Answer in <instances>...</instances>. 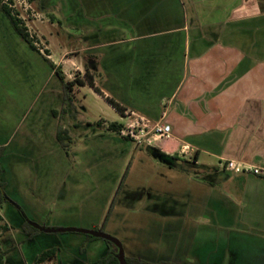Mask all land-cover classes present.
Wrapping results in <instances>:
<instances>
[{
	"label": "rangeland",
	"instance_id": "rangeland-1",
	"mask_svg": "<svg viewBox=\"0 0 264 264\" xmlns=\"http://www.w3.org/2000/svg\"><path fill=\"white\" fill-rule=\"evenodd\" d=\"M175 2L139 0L135 8L145 15L152 11L155 22L147 30L151 36L137 40L141 34L127 22L136 17L133 0H12L13 13L41 53L0 12V147L8 145L2 160L6 191L29 217L33 209L52 222L43 227L93 230L108 218L104 232L122 242L127 256L150 263L264 264V225L230 226L233 218L219 202L211 204L215 218H204L207 208H201V199L211 190L199 184L202 178L187 159L160 156L175 141L137 146L120 136L109 126L130 121H121L92 88L78 83L89 82L90 74L99 89L136 109L124 117L134 111L150 120L168 109L160 100L168 99L170 81L155 82L152 68L168 62L175 66L182 59V50L164 48L170 35L161 14L181 11ZM47 58L75 85L71 102ZM146 107L151 111L140 112ZM60 131L67 132V147L57 141ZM217 189L214 198L228 195ZM4 209L11 223L22 220L13 204ZM34 219L28 220L37 223ZM3 226L0 217V232L6 234ZM40 234L33 242L0 234V243L13 247L7 261L25 264V253L40 255L52 248L59 252L43 264H90L106 255L102 239L80 232Z\"/></svg>",
	"mask_w": 264,
	"mask_h": 264
},
{
	"label": "crops",
	"instance_id": "crops-1",
	"mask_svg": "<svg viewBox=\"0 0 264 264\" xmlns=\"http://www.w3.org/2000/svg\"><path fill=\"white\" fill-rule=\"evenodd\" d=\"M138 1L133 0L134 8L138 6ZM175 1L176 7L182 6L181 11L178 9L173 13L164 10L161 14L165 18V34L170 35V41L164 48L182 50V59L175 66L168 62L163 66L154 64L152 68L155 82L170 81L168 99L161 97L160 100V105L168 109L150 119L155 122L163 119L172 128L173 137L168 140H174L175 145L172 147L168 143L161 151L180 162L187 159L185 162L192 165L191 169L202 178L199 184L211 190L210 196L207 193L202 195L201 208H207L204 218H215L211 204L219 202L220 208L226 209L233 218L230 226H262L264 179L227 172L221 164L225 160H236L264 167V0ZM151 12L145 15L135 8L136 17L127 21L131 30L141 34L137 40L151 36H146L152 33L147 30L155 22L154 13ZM122 16L120 10L115 17L119 19ZM95 93L121 116V121L126 120L107 102L106 98L111 96L104 91V96ZM112 99L125 111L136 110ZM144 110L146 113L151 111L146 107L140 112ZM1 147H6L3 160L8 153V145ZM4 176L3 170L1 180L6 185L7 193L8 183L3 181ZM215 188H221L220 191L228 195L214 198ZM8 196L23 213L19 210L22 220L16 219L15 223H11L4 211V206L9 202H1L0 199V217L7 227L5 230L3 226L6 234L9 233L13 240L18 237L30 242L39 239L41 231L28 233L25 230L26 220L35 218L33 221L40 226L52 222L41 216L42 212L36 214L33 209L30 213L32 217H29ZM34 201L30 202L32 206L37 204ZM209 207L211 213L208 212ZM0 234H3L2 238L6 235ZM105 245L106 254L109 248ZM11 246L10 242H1L2 250L9 251L4 258L7 264L15 262L12 258L10 263L7 261L13 249ZM38 256L25 253L24 257L29 259L25 264L34 263Z\"/></svg>",
	"mask_w": 264,
	"mask_h": 264
},
{
	"label": "trees",
	"instance_id": "trees-1",
	"mask_svg": "<svg viewBox=\"0 0 264 264\" xmlns=\"http://www.w3.org/2000/svg\"><path fill=\"white\" fill-rule=\"evenodd\" d=\"M10 3H12V0H0V12L4 13L10 19L11 24L13 25L15 31L29 45V47L33 51L41 53V51H39V49L35 45V42L33 41V37L30 34L28 28L25 26L23 20L18 18V16H16L13 13L12 6H10L11 5ZM48 56H50V55H48ZM47 61L50 63V65L53 68L55 74L59 77L60 81L63 84L66 102H71L72 99L70 97V93L73 90L72 86L74 87L75 85L73 83H71V82L67 83L65 81L64 75L59 70V67H57L49 58H47ZM89 77H90L89 82L86 83V82H82V81L78 80L79 81L78 83H80L81 86L89 85L91 88H93L95 90V92H97L98 94L104 96L102 91L95 85L94 79H93L92 76H90V74H89ZM106 100L119 113H121L122 115L124 114L125 110L122 107H120L112 98L107 97ZM121 128H122V126L118 125L116 123L111 124L109 126V129L112 130V131H119ZM66 133H67L66 131L65 132L60 131L57 134L58 142L64 147H67V145L65 143V140H67V138L64 137V135H63V134H66ZM5 151H6V147H0V199H1V202L4 201V202H9V203L13 204L14 206H16L22 212L21 208H19V206L17 204H15L9 198L7 193L5 192L6 185L1 180L2 175H3V170H2V167H1V160H2V158L4 156V154H5ZM160 156L164 157L166 159H170V157H168L165 153H162ZM258 177L264 179V177H262V176H258ZM107 220H108V218H107ZM107 220H106V222H107ZM106 222L104 223V225L102 227L103 231H104V228L106 227ZM24 226H25V230L28 233L29 232H35V233L39 232V230H37V229L33 228L32 226H30L28 224V222H26ZM4 229L7 230V227L4 226ZM88 238L94 240V238H92L91 236H88ZM105 243L107 244V246L109 248V250L106 253V255L103 258H101L100 260H98L96 262H93V263H90V264H120L119 260L115 256V253L118 251L117 248L115 247V245L112 244L111 242H107V241H105ZM58 252H59L58 248H52V249L46 250L43 253H41L35 259L34 263L35 264H43V263L55 258ZM7 254H8V251H3L1 249V243H0V264H7L4 261V258H5V256ZM126 261H127V264H155V263H150V262L144 261V260L139 259V258H134V257H129V256H126ZM159 264H161V263H159ZM163 264H168V263H163Z\"/></svg>",
	"mask_w": 264,
	"mask_h": 264
},
{
	"label": "built area",
	"instance_id": "built-area-1",
	"mask_svg": "<svg viewBox=\"0 0 264 264\" xmlns=\"http://www.w3.org/2000/svg\"><path fill=\"white\" fill-rule=\"evenodd\" d=\"M126 119L130 122L122 126L119 130V135L131 139L137 146L142 144L155 146L159 141L168 140L173 137L171 126L163 119L153 123L136 112L127 114ZM221 167L225 171L235 174L264 177V167L251 166L235 160H225L222 162Z\"/></svg>",
	"mask_w": 264,
	"mask_h": 264
},
{
	"label": "water",
	"instance_id": "water-1",
	"mask_svg": "<svg viewBox=\"0 0 264 264\" xmlns=\"http://www.w3.org/2000/svg\"><path fill=\"white\" fill-rule=\"evenodd\" d=\"M27 222L33 228L41 232H44V233L80 232L88 236H91L94 239H102L104 241L111 242L112 244L115 245V247L118 250L115 253V256L119 260L120 264H127L126 252H125L122 242L118 240L117 238H115L114 236H111L105 233L101 228L97 230L78 229V228H48V227L40 226L39 224L34 223L30 220H27Z\"/></svg>",
	"mask_w": 264,
	"mask_h": 264
},
{
	"label": "flooded vegetation",
	"instance_id": "flooded-vegetation-1",
	"mask_svg": "<svg viewBox=\"0 0 264 264\" xmlns=\"http://www.w3.org/2000/svg\"><path fill=\"white\" fill-rule=\"evenodd\" d=\"M26 221H27V220H26ZM102 227H103V226H102ZM97 229H100V228H97ZM97 229H96V230H97ZM101 229H102V228H101ZM102 230H103V229H102Z\"/></svg>",
	"mask_w": 264,
	"mask_h": 264
}]
</instances>
